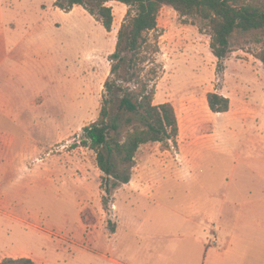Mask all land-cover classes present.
<instances>
[{
    "label": "rangeland",
    "instance_id": "rangeland-1",
    "mask_svg": "<svg viewBox=\"0 0 264 264\" xmlns=\"http://www.w3.org/2000/svg\"><path fill=\"white\" fill-rule=\"evenodd\" d=\"M55 1L0 0V262L264 264V29L236 30L219 67L205 22L163 6L148 45L110 77L118 97L147 81L155 104H173L179 136L141 145L131 181L107 194L81 141L130 7L107 3L108 31L82 5ZM211 91L229 111L210 109ZM122 115L123 134L139 119Z\"/></svg>",
    "mask_w": 264,
    "mask_h": 264
},
{
    "label": "trees",
    "instance_id": "trees-1",
    "mask_svg": "<svg viewBox=\"0 0 264 264\" xmlns=\"http://www.w3.org/2000/svg\"><path fill=\"white\" fill-rule=\"evenodd\" d=\"M111 0H56L55 5L71 11L75 5H82L108 31L114 24ZM125 3L128 9L118 31L116 49L110 55L112 62L109 77L105 81L103 104L97 120L84 127L81 144L96 152L98 167L104 172L103 186L107 194L120 184L129 183L135 156L141 145L149 142H177L179 121L172 103H154V90L149 89L147 81L138 77L133 88L125 90L118 97L122 85L116 78L126 59L125 52L138 54L149 42L150 32L158 28V17L165 5H170L181 15L201 18L212 31L211 49L222 61L231 51L230 38L236 30L250 31L264 29V0H117ZM264 64V49L256 53ZM146 57H142L144 61ZM119 99L118 112L112 113L111 105ZM207 101L213 112L229 111L231 100L228 96L211 91ZM130 113L139 123L131 125L123 134L122 114ZM122 134V135H120ZM109 200L104 198V204ZM0 264H39L30 257H6Z\"/></svg>",
    "mask_w": 264,
    "mask_h": 264
},
{
    "label": "crops",
    "instance_id": "crops-1",
    "mask_svg": "<svg viewBox=\"0 0 264 264\" xmlns=\"http://www.w3.org/2000/svg\"><path fill=\"white\" fill-rule=\"evenodd\" d=\"M247 202H244V203H242V205H241V209L240 210H245V209H247ZM248 218H245L244 217V219H242V220H239L237 223H235L234 225L235 226H237L238 224H239V222H240V224H243V223H248V220H247ZM235 229V228H234Z\"/></svg>",
    "mask_w": 264,
    "mask_h": 264
}]
</instances>
